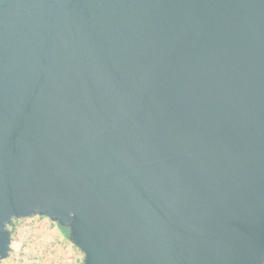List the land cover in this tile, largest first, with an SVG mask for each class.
Segmentation results:
<instances>
[{
    "label": "water",
    "instance_id": "obj_1",
    "mask_svg": "<svg viewBox=\"0 0 264 264\" xmlns=\"http://www.w3.org/2000/svg\"><path fill=\"white\" fill-rule=\"evenodd\" d=\"M30 216L82 264H264V0H0V261Z\"/></svg>",
    "mask_w": 264,
    "mask_h": 264
},
{
    "label": "rangeland",
    "instance_id": "obj_2",
    "mask_svg": "<svg viewBox=\"0 0 264 264\" xmlns=\"http://www.w3.org/2000/svg\"><path fill=\"white\" fill-rule=\"evenodd\" d=\"M13 220L16 222L11 249L0 264H82L83 253L47 217Z\"/></svg>",
    "mask_w": 264,
    "mask_h": 264
},
{
    "label": "trees",
    "instance_id": "obj_3",
    "mask_svg": "<svg viewBox=\"0 0 264 264\" xmlns=\"http://www.w3.org/2000/svg\"><path fill=\"white\" fill-rule=\"evenodd\" d=\"M41 217H43V216H41ZM14 220L12 219L8 224H7V229H8V231H9V233H10V235H11V241L13 240V234H14V228H15V226H14ZM56 225L58 226V228H59V231H60V233L67 239V236H68V230H67V228L66 227H63V226H60V225H58L57 223H56ZM78 249V248H77ZM1 262V261H0Z\"/></svg>",
    "mask_w": 264,
    "mask_h": 264
},
{
    "label": "crops",
    "instance_id": "obj_4",
    "mask_svg": "<svg viewBox=\"0 0 264 264\" xmlns=\"http://www.w3.org/2000/svg\"><path fill=\"white\" fill-rule=\"evenodd\" d=\"M16 222V221H15ZM17 222H18V220H17Z\"/></svg>",
    "mask_w": 264,
    "mask_h": 264
}]
</instances>
